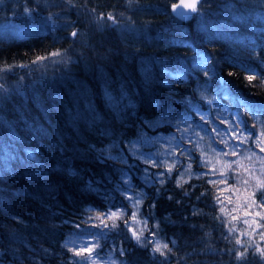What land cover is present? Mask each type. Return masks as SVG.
<instances>
[{
	"label": "trees",
	"instance_id": "obj_1",
	"mask_svg": "<svg viewBox=\"0 0 264 264\" xmlns=\"http://www.w3.org/2000/svg\"><path fill=\"white\" fill-rule=\"evenodd\" d=\"M0 1V264H75L92 241L87 264H264L243 215L264 213V0H204L189 20L176 0ZM11 1L52 24L20 29ZM145 219L165 255L132 238Z\"/></svg>",
	"mask_w": 264,
	"mask_h": 264
},
{
	"label": "snow or ice",
	"instance_id": "obj_2",
	"mask_svg": "<svg viewBox=\"0 0 264 264\" xmlns=\"http://www.w3.org/2000/svg\"><path fill=\"white\" fill-rule=\"evenodd\" d=\"M69 2H71V0H69ZM203 2H204V0H178V3H172L171 4V9H172V12L175 13L177 16H184V15L187 14V11H191L193 13L198 12L199 11V5H201ZM181 9H184V10H187V11H181ZM25 11L28 12L30 10L26 8ZM103 19H104L103 14H101L100 21H103ZM107 20L112 21L113 23H115V17L112 14H109L107 16ZM71 35L73 37H75V36L78 35V33L74 30L71 33ZM50 55L56 56V55H60V53L56 52V53H51ZM37 59H43V58L42 57H38ZM242 68H243V70L246 73L252 71L251 69L247 68L246 66H242ZM229 75H231V73ZM246 79L249 82H251L252 80L255 79V76L250 74V75L246 76ZM230 127H231V123H230ZM235 131L240 134V135H236L234 137L236 140L239 141V143H237V144H229L226 140H221V143L225 144V146L231 151V154L233 156L237 155V152L240 149L241 145L244 144L247 141V136L243 135L245 133V131H247L246 128H241V127H239V125H236ZM261 135L264 136V132H262ZM241 137H243V138H241ZM257 140H258L259 143H264V141H259V137L257 138ZM197 147H199V145H197ZM213 150L215 151V149H213ZM260 151L264 152V147H261ZM220 153L226 154V153L223 152L222 149L220 150ZM185 154H187L189 156V158H191V151H188L186 153V151L184 149H181L180 150V155H185ZM170 155H173L172 165L168 166L165 171L160 172V173L157 174V178L160 179L161 183L164 182L162 178L165 175H170L171 172H172L173 167H176L180 163L179 158L177 156H175L174 154H170ZM201 161H202V163H205V164L208 162L206 157H205V155H204V153H203V151L201 152ZM146 162H149V161H146ZM151 163H152V166H154V167L160 165L159 161H153ZM235 163H236V161H233L231 164H227L226 167L230 168L232 166V164H235ZM190 170H191V164L188 165V168L186 169V171H190ZM245 172H248V170L245 169ZM206 174H208V173H202L201 175H206ZM211 174H213V175L215 174V169L214 168L212 169ZM221 175H223V173H221ZM221 182H223V181H221ZM209 183H215V181H209ZM243 183L247 184L248 181L244 180ZM177 186L178 187L182 186V184L180 182V179L177 180ZM256 187L258 189L264 188V182H259L258 181ZM202 195H203V193H202ZM249 197H251V194H249ZM125 198L126 199H131L127 195L125 196ZM139 203H140V201L138 199L135 200V205H138ZM178 203H179V201H178ZM249 207L251 208V205H249ZM259 207L264 208V204L259 205ZM221 211L223 212L224 209L221 208ZM233 211H235V209H233ZM123 214L124 213H123L122 209H117L116 212L109 211L108 213H103V214H100V215L103 218H106V219H113V218L120 219V218L123 217ZM243 215L245 217H248L249 215H253L254 216V218L251 220V224H250V228H251V232L252 233L257 232L258 229H264V223L258 222L257 219H255V217H258L260 221H264V213L257 211V212H255L253 214V213H250L249 211H244ZM136 216H137V213L133 212L130 219L133 222H135V223H139V221L136 220ZM231 219L233 221H235V220L238 219V217L233 215L231 217ZM125 223H126V226H128L129 231L132 233V238L135 239L138 244H141L142 246L145 243L151 244L152 245V250L154 252L160 253L162 256L165 255V251H164L165 249L170 251L168 244L167 243H163L162 244L161 241L156 238L157 237V233L156 232H151L148 229V227H147V223H148L147 219H145L143 221V224H144L143 231H150V236L152 237V239H148V238L144 237L143 236V231L137 233V231L133 230L131 225H128L127 221ZM243 223L249 224V220L248 219H244ZM101 224L104 227H108L107 224L103 223V219L101 220ZM251 225H255V227H251ZM111 226L114 228V227H116V224L113 222V224ZM79 227L80 226L77 225V228H79ZM233 231H234V229L230 228L229 229V234H231ZM259 234H260L261 238L264 239V231H260ZM244 235H249V233L246 232V233H244ZM235 243L237 245H240V244H242V241H241V239L237 238ZM65 246L67 247V244ZM97 247H98V245L94 241H92L88 245H86L84 247H81L79 249H77V248H69V251H71L73 253L74 257H81L82 258L81 260L75 261V264H87L88 260H91L92 257L94 255H96L95 249ZM246 251H247V248L245 249V252ZM257 251L261 254V256H264V249H261V248H259L257 246ZM85 253L87 254L86 256H85ZM121 255H123V252H121ZM243 256H244V253L237 252L236 253L237 261H240L243 258Z\"/></svg>",
	"mask_w": 264,
	"mask_h": 264
},
{
	"label": "rangeland",
	"instance_id": "obj_3",
	"mask_svg": "<svg viewBox=\"0 0 264 264\" xmlns=\"http://www.w3.org/2000/svg\"><path fill=\"white\" fill-rule=\"evenodd\" d=\"M5 4V1H0V5ZM18 5L17 2L11 1L10 6H11V11L8 12L7 14L3 12V14L8 15L7 21L10 23H13L20 29H32L35 27L42 28L46 26L47 24H52V20L48 13L44 12H33L32 10L26 12L25 9L27 8L26 6H15ZM45 5H43V8ZM3 6L0 7V11L2 10ZM28 9V8H27ZM2 13V12H1ZM2 26V25H1Z\"/></svg>",
	"mask_w": 264,
	"mask_h": 264
},
{
	"label": "water",
	"instance_id": "obj_4",
	"mask_svg": "<svg viewBox=\"0 0 264 264\" xmlns=\"http://www.w3.org/2000/svg\"><path fill=\"white\" fill-rule=\"evenodd\" d=\"M174 3H178V0H176ZM171 9V7H170ZM181 11H187V10H184V9H181ZM171 12H172V9H171ZM172 14L178 18H180L181 20H189L192 18V16L195 14L191 11H187V14L184 15V16H177L175 13L172 12Z\"/></svg>",
	"mask_w": 264,
	"mask_h": 264
}]
</instances>
